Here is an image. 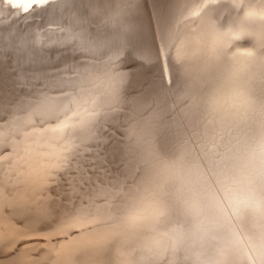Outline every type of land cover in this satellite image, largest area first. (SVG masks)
Returning <instances> with one entry per match:
<instances>
[{"label": "bare ground", "instance_id": "6f19581e", "mask_svg": "<svg viewBox=\"0 0 264 264\" xmlns=\"http://www.w3.org/2000/svg\"><path fill=\"white\" fill-rule=\"evenodd\" d=\"M253 2L260 6L264 0ZM49 5L59 15L57 6L49 3L35 15L15 13V18L21 20L10 21V26L0 32L28 38L38 33L55 58L58 55L55 41L64 34L52 22ZM161 7L172 18L171 31L176 36L172 55L180 50L191 64L202 69L206 74L204 87L210 84L213 90L224 88L229 72L239 75L238 86L209 95L203 101L193 97L189 101L191 106L185 105L183 114L178 112L176 120L172 121L155 109L156 105L147 107L152 101L144 85L158 69L135 68V75L121 100L104 107V115L92 129L95 134L92 138L69 137L67 133L55 136L53 126L42 130L39 127L28 133L35 126L56 123L42 122L31 110L28 113L31 124L24 125L15 118L0 121V264H42L52 257H55L54 264H62L72 250H97L137 233L146 226L148 213L152 212L145 203L151 186L149 178L155 187L154 199H149V203L156 208L157 217L155 225L140 241V246L144 247L142 257L130 261L120 259L123 252H116L119 248L116 246H126L121 243L110 247L101 257L97 256L102 264H112L110 260L114 264H154L158 260L163 264H187L192 258H202L199 264H214V260H207L205 256L209 252L229 255L237 251L230 248L237 235L234 224H242L247 232L256 228L250 217L254 210L264 208V179L260 175L264 166V125L249 122L237 127V124L240 118L247 116L246 108L253 91L264 87V65L247 63L236 56L238 51L245 50L239 42L226 47L227 58L212 54L217 47L213 25L227 26L237 19L232 0H216L215 3L212 0H161ZM60 26L66 25L61 21ZM132 41L136 47L154 48L160 43L159 33L154 36L145 29L135 34ZM250 44V40L243 41L244 46ZM169 65L171 67V60ZM101 68L103 70L104 65ZM102 70L94 73L93 87L97 95L107 91L108 78L102 77ZM172 78L175 80V74ZM34 83L38 89L45 88L43 80ZM46 95L58 97L60 93L51 89L46 90ZM172 102L169 97L164 103ZM259 103L253 119L264 122V99ZM16 115L27 118L23 113ZM245 126L247 133L240 137ZM99 128L109 129L110 133L105 134ZM10 137L12 142L7 144ZM218 137L224 142L214 147L216 152H213L209 150V142ZM23 148L27 150L19 158ZM66 148L69 151H65ZM70 152L79 153L71 160L75 170L61 173L60 168ZM136 152L142 157H136ZM156 157L163 162L149 172ZM81 168L95 169L87 171V175L98 178L102 188L97 189V198L102 199L100 205L107 210L101 214L94 211L78 222L49 221L45 214L53 203L82 182L76 179ZM79 175L83 176L84 172L80 171ZM219 177L225 183L234 182L235 187L223 190L221 184L214 182ZM55 178H61V183H53ZM162 206L168 208L164 215L160 210ZM35 234L49 238L18 244ZM51 242L55 243L54 247L49 246ZM247 252L249 254L228 264H264L262 250ZM27 256H32L31 260L26 261ZM79 260L72 264H82Z\"/></svg>", "mask_w": 264, "mask_h": 264}, {"label": "snow or ice", "instance_id": "6c2138e0", "mask_svg": "<svg viewBox=\"0 0 264 264\" xmlns=\"http://www.w3.org/2000/svg\"><path fill=\"white\" fill-rule=\"evenodd\" d=\"M8 8L21 16L35 15L51 3L59 9L60 20H53L64 36L55 41L53 58L48 45L39 34L33 38L0 32V121L10 118L31 124V110L41 121H52L57 127L51 129L69 137H94L93 127L104 115L106 105L121 100L135 68L158 69L144 85L152 103L148 108L159 109L172 121L177 113L183 114L185 105L198 97L203 101L238 86L239 75L229 72L225 86L213 90L206 83V74L189 62V57L177 50L172 55L176 36L171 31V16L161 7V0H5ZM213 3L216 0H212ZM237 19L231 25H213L217 35V47L213 56L227 58L225 49L238 43L245 49L236 56L247 63L264 65V3L257 6L253 0H232ZM66 26H60V22ZM147 29L154 36L159 33L156 47H136L132 37ZM250 40L249 46L243 41ZM259 44V46H257ZM110 53V55H109ZM108 59L104 60L103 57ZM171 60V67L169 65ZM113 65L118 71L108 75L107 91L94 95L95 72L101 66ZM179 66V67H177ZM71 73V75H69ZM175 74V80H173ZM43 80L44 89L35 87V81ZM264 83V80H262ZM55 89L60 95L49 97L46 90ZM169 97L172 103H164ZM143 100V97L140 98ZM163 105V106H161ZM17 113L26 114L22 119ZM92 133V136H85ZM74 147H79L75 145ZM79 153L70 152L65 157L60 172L75 170L71 160ZM84 172L83 176L79 172ZM80 169L76 179L87 183L91 177ZM69 179H73L69 177ZM83 186V184H81ZM11 251V249L9 250Z\"/></svg>", "mask_w": 264, "mask_h": 264}, {"label": "rangeland", "instance_id": "374dc122", "mask_svg": "<svg viewBox=\"0 0 264 264\" xmlns=\"http://www.w3.org/2000/svg\"><path fill=\"white\" fill-rule=\"evenodd\" d=\"M51 4V3H50ZM48 7H51L50 10L52 9V6L49 5ZM0 31L4 28H8L10 25V21L11 23H16V21L21 20L20 19H16L15 16L16 14L14 12H12L5 0H0ZM4 9V10H3ZM55 9H58V7H56ZM4 11V12H3ZM56 10L52 9V19L53 20H58L60 17L57 12H55ZM42 13V12H41ZM3 14V15H2ZM14 14V15H13ZM3 21V22H2ZM3 25V26H2ZM6 26V27H5ZM8 31V30H7ZM5 36H8L6 31L3 32ZM119 69H117L115 66L113 65H107L104 66L101 75L103 78H108V75L114 74L116 71H118ZM105 73H107L108 75H106ZM254 93L252 94V96H250V98L252 99L250 102H248V106L246 108L247 111V116L244 118H240V120L238 121V126L240 127L243 124H247L250 122H254V124L258 123V125L260 127H263L264 122L258 120V118L253 119L254 115H252L253 113L257 112L260 108V103L259 101H261L262 99H264V87L257 89L256 91H253ZM98 92H94V95H97ZM242 103V102H241ZM47 126H53V127H57V123H46V124H42L41 126H35L34 128H30L28 130L29 132H33V131H37L39 129V127H41L42 129H45ZM246 128L248 127H244V129L242 130L243 133L239 134L240 137H243L247 132H246ZM99 130H102L105 134H109L110 130L109 129H104V128H99ZM35 133V132H34ZM54 136V135H53ZM55 136H61V133L56 132ZM237 140V138H236ZM12 142V138L10 137L6 143L9 144ZM224 142V139L222 137H218L216 140H213L211 142H209V150L216 152L214 150V147H217L219 145H221ZM184 143V142H183ZM43 144H45V141L43 142ZM27 149L23 148L21 150V153H19L18 157L21 158L25 151ZM65 151H69L68 148L65 149ZM137 156L136 157H142L141 155H139L136 152ZM154 160H156V162H153L151 165V169L149 172H151L154 168H157L161 162H163V159L161 158H154ZM49 164V163H48ZM51 165V164H49ZM51 168V166L49 167V169ZM58 168V167H57ZM54 172H51L50 174H52ZM151 175V173H150ZM260 175L261 177L264 179V166L260 169ZM98 178H91V180L87 183H84L83 181L76 184L75 186H73L71 189L67 190L66 192H64L54 203L53 205L49 208L48 212L45 214V216L48 218L49 221L51 220H58V219H65V220H70L71 222H78L79 220H83L85 218L88 217V215L90 213H94L95 212H99L100 214L102 212H105L107 210V207L102 205V199L97 198V189L102 188L100 186V183L97 181ZM53 183L56 184H60L61 183V178H55L54 180H52ZM214 182H217L219 184H221V188L223 190H227V189H232L233 187H235V183H225V181L222 179V177H219L217 179L214 180ZM149 183L151 184L150 186V192L147 195V198H145V203L148 204V206L152 209V212L148 213V220L146 222V226L142 229H140L137 233L134 232L132 233L129 237H127L126 239H124L123 241H116L113 242L112 244H108V245H103L100 248H98L97 250H93V249H89V248H83V249H78V250H72V252L70 253V255L65 256V258L62 260V264H72L73 261L76 262V259L80 258V260L78 261V263H82V264H102L101 261L97 260V256H102L105 253H107L109 251L110 247L116 246V245H120L121 243L126 244L125 247H120V246H116L119 247L116 252H123L121 255V258L123 261H130L132 258H134V260L139 259L142 257L143 255V250L144 247L140 246V241L144 239V235L149 231V228H152L155 225V221L154 219H156L157 215L154 214V211L156 208L153 207L152 203H149V199L153 198V190L155 189V187L153 186V182L152 179L149 178ZM81 184H83V186H81ZM263 186H264V181H263ZM92 196H96L95 198H92ZM91 198V199H90ZM154 199V198H153ZM95 200V202H94ZM92 201V202H91ZM148 201V202H147ZM152 201V199H151ZM264 208H259L257 210H254L251 215V219L254 220V223L256 225V228H254L252 231H244L245 227L240 224V223H236L233 226V229L236 231L237 235L234 237L233 242H232V247H230L232 250H237L235 252H233V254H229V255H225V254H216V252H209L208 254H206L205 256H207L206 258H208L207 260H214V264H228V262L231 260L233 261L234 259L238 260L240 257H242L243 255H247L249 254L247 252V250H249V252H251L253 249H260L262 250V254L264 253V211L261 210ZM163 213V215L168 211V208L166 206H162L160 209ZM219 227V226H217ZM39 236H35L33 235V237H28L25 238L23 240H21L20 242L18 241V244H22L25 242L30 241L31 243L34 242H38V241H43L45 239H48L49 237L46 236L45 237H41L40 234H38ZM42 235V234H41ZM128 239H134L136 242H130L128 243ZM50 247H54L55 243L51 242L49 244ZM115 249V248H114ZM245 249V250H244ZM240 250H244V252H238ZM261 254V255H262ZM216 256V257H215ZM32 256H27L26 257V261L31 260ZM202 258L196 260L194 258L190 259L188 261L187 264H199L200 260ZM112 264L113 261L110 260ZM55 263V257H52L46 261H44L42 264H54ZM163 261L158 260V262L156 261L154 264H163ZM256 264H263V263H256Z\"/></svg>", "mask_w": 264, "mask_h": 264}]
</instances>
